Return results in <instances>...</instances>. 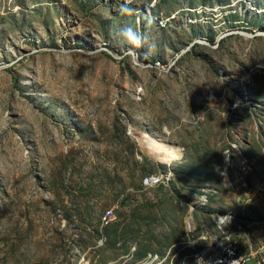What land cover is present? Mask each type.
<instances>
[{"label": "rangeland", "instance_id": "374dc122", "mask_svg": "<svg viewBox=\"0 0 264 264\" xmlns=\"http://www.w3.org/2000/svg\"><path fill=\"white\" fill-rule=\"evenodd\" d=\"M232 245L264 264V0H0V264Z\"/></svg>", "mask_w": 264, "mask_h": 264}, {"label": "bare ground", "instance_id": "6f19581e", "mask_svg": "<svg viewBox=\"0 0 264 264\" xmlns=\"http://www.w3.org/2000/svg\"><path fill=\"white\" fill-rule=\"evenodd\" d=\"M145 145H147V147L149 148H154L153 145V139L148 138L147 140H145ZM218 223L221 224V227L224 228H229L231 222L226 221L225 218H217ZM233 252L235 253V262H238L239 264H249V262L251 261V255L250 256H243L239 253V247L238 245H232V246H228L222 253L220 254H216L212 257H210L209 259H207L206 264H222V257L228 255L229 252ZM224 264H231V263H224Z\"/></svg>", "mask_w": 264, "mask_h": 264}, {"label": "clouds", "instance_id": "9594fccd", "mask_svg": "<svg viewBox=\"0 0 264 264\" xmlns=\"http://www.w3.org/2000/svg\"><path fill=\"white\" fill-rule=\"evenodd\" d=\"M122 11L131 14L132 10L130 8H125ZM119 35L134 48L141 47L143 45L144 37L140 33L136 32L131 26L122 27L119 31Z\"/></svg>", "mask_w": 264, "mask_h": 264}, {"label": "built area", "instance_id": "2783aa9c", "mask_svg": "<svg viewBox=\"0 0 264 264\" xmlns=\"http://www.w3.org/2000/svg\"><path fill=\"white\" fill-rule=\"evenodd\" d=\"M224 263L239 264L238 262H235V253H233L232 251L229 252L228 255L222 257V264ZM198 264H203V260L198 262Z\"/></svg>", "mask_w": 264, "mask_h": 264}, {"label": "crops", "instance_id": "0c3cea01", "mask_svg": "<svg viewBox=\"0 0 264 264\" xmlns=\"http://www.w3.org/2000/svg\"><path fill=\"white\" fill-rule=\"evenodd\" d=\"M216 225V224H215ZM216 227L219 229V226L218 225H216Z\"/></svg>", "mask_w": 264, "mask_h": 264}]
</instances>
